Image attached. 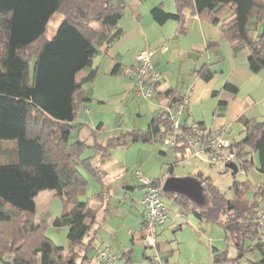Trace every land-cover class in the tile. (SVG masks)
<instances>
[{"label": "trees", "instance_id": "16d2710c", "mask_svg": "<svg viewBox=\"0 0 264 264\" xmlns=\"http://www.w3.org/2000/svg\"><path fill=\"white\" fill-rule=\"evenodd\" d=\"M174 3V12L165 10L161 3L153 6L150 9L153 21L163 24L174 20L182 31L185 11L202 16L219 26L228 42L247 48L251 72L264 70V0H174ZM125 7V0H0V264H15L16 259H28L30 254L38 258V264H46L43 258L46 252H49L47 264H76L79 247H84L82 260H90L96 211L89 207L88 201L80 199L88 184L84 172L102 184L104 175L94 156L81 158L84 150L95 149L103 160L115 146L174 135L163 110L152 116L146 131H127L105 144L80 138L70 140L79 109L91 99V92L83 88V83L93 81L97 73L92 68L91 52L112 44L122 35L117 24ZM226 8L228 15L221 17ZM57 16L61 17L60 23L46 36L48 23ZM259 24L262 31L254 36L252 31ZM217 48V42H208L207 49ZM118 68L115 64L112 73ZM81 71L86 73L77 79ZM211 77L210 72L202 76L205 81ZM215 93L212 91V95ZM170 95L168 90L161 98ZM177 101L175 97L169 103L173 106ZM238 123L244 127L243 137L231 144L237 149L244 171L253 164L255 154L258 170L264 174V119L240 118ZM96 128L99 130L101 123ZM175 137L172 149L178 154L174 163L185 159L184 140ZM222 170L232 175L238 171ZM193 176L205 187L207 206L198 209L185 198L163 190L161 196H171L199 221L220 223L225 240L237 252L235 259L250 252L254 257L248 264H264V222L259 221L264 212V181L255 189L252 199L246 196L251 188L249 181L234 182L231 186L234 196L227 199L210 178L201 172ZM152 180L157 185L163 181ZM44 191L52 192L62 201L59 225L67 228L66 254L45 236L47 223L36 219V197ZM140 237L143 238L142 233ZM212 252L213 262L227 260L225 253L215 248ZM129 254L130 251L122 254L128 264ZM152 256L148 257L151 262Z\"/></svg>", "mask_w": 264, "mask_h": 264}, {"label": "rangeland", "instance_id": "374dc122", "mask_svg": "<svg viewBox=\"0 0 264 264\" xmlns=\"http://www.w3.org/2000/svg\"><path fill=\"white\" fill-rule=\"evenodd\" d=\"M154 1L164 3V9H169V2H174V0H148V2ZM228 12L226 8L221 17L226 16ZM187 14L189 12L185 11L186 16ZM147 18L148 20L142 18L145 37L146 39L157 38L159 33L149 24L159 27L153 23L150 16ZM60 21L61 17L57 16L48 23L46 36L54 31ZM210 26L213 30H219V26ZM262 28V24L257 25L252 34L255 36L262 31ZM142 41L143 39H139L135 42L140 45L139 49L153 50L152 46L143 45ZM216 42L219 43L218 40ZM219 45L223 52L224 64L229 66L231 64L230 51L225 44L220 43ZM99 61L100 59L97 58L96 63ZM127 61L130 62L126 65L131 64L130 52L127 54ZM246 61L247 57H243L238 58L236 63L244 64ZM29 63L32 67V58ZM173 63L178 64V61ZM113 65L107 66L105 62H102L93 81L83 83V88L91 92V99L86 101L84 107L78 111V122L71 134V141L80 138L87 139L90 143L96 140L98 143L105 144L109 139L117 138L127 131L134 129L146 131L152 116L164 110V107L158 105L153 98L146 99L136 92V78L132 79L123 72L111 74ZM95 66L97 64L93 67ZM170 68L172 69V65ZM263 72L264 70L261 73L263 76L253 75V79L244 82L240 91L243 101L246 102L244 97L253 85L258 86L264 82ZM213 74L214 77L207 82L199 78L193 96V92L190 95L192 96L190 108L194 118L198 115H205L208 119L213 118L216 99L211 96V91L220 87L224 77H219V71L213 70ZM252 100H248L250 106L245 112L246 117L261 121L264 119V94L260 92L257 98ZM100 123L101 128L97 130L96 127ZM225 127L228 133L224 138L229 141L232 142L233 139L238 141L243 137L244 127L241 123L233 122ZM167 139L168 137L151 141L137 140L127 145L115 146L110 149V155L103 160L96 154L95 149L86 148L84 150L81 158L94 156L104 178L102 184L84 172L88 184L86 193L80 199L88 201L89 207L96 211L95 238L88 252L90 260H82L84 247H79L76 249V264H95V251L105 246L110 247L117 256L116 264H128L122 255L125 251H130V264H152L148 257L152 256L157 249L149 247L140 237L143 209L140 203L145 188L140 186L137 177L133 175L135 171H139L144 178L156 180H162L170 175L193 176L201 172L204 177L210 178L227 199H232L234 196L231 189L234 182L249 181L251 188L246 196L252 199L253 192L264 181V174L258 170V159L255 154L252 155L253 164H250L245 172L239 166L237 173L232 175L229 171L223 172L219 167L209 166L195 159H182L174 163L175 155L178 153L173 152L171 145L165 144ZM80 171L83 172L82 169ZM95 194L99 196L94 197ZM161 198L169 206L170 211L166 223L162 228L158 227L155 239L159 247L157 253L167 258L168 264H248V260L254 257L253 253L247 252L241 258L235 259L237 252L225 240L224 229L220 223L199 221L171 196L162 195ZM36 206V219L47 223L44 230L45 236L55 245L61 246L63 254H66L69 244L67 228L59 225V216L62 212L60 197L49 191L41 192L36 197ZM27 243L29 246V241ZM28 248L31 249V246ZM212 248L217 249L219 253H225L227 260L213 262ZM30 249L28 253L31 252ZM29 257L28 259H16L15 264H38V258L35 259L32 254ZM43 258L47 264L49 252H46Z\"/></svg>", "mask_w": 264, "mask_h": 264}, {"label": "crops", "instance_id": "0c3cea01", "mask_svg": "<svg viewBox=\"0 0 264 264\" xmlns=\"http://www.w3.org/2000/svg\"><path fill=\"white\" fill-rule=\"evenodd\" d=\"M125 2L126 7L124 13L117 24L122 30V35L112 44L102 45L98 49L95 48L92 50V68L99 70L102 62H105L107 66L118 64V71L114 74L123 72L124 75L134 79L135 55L140 46L135 42L136 40L143 39L141 42L143 45L152 46L153 50H150L151 65L160 73L157 91L153 100H155L158 105L163 106L164 110L168 107V102L173 98L176 97L177 100H179L182 97H186L188 104L184 111L185 116L184 113L181 116V120L185 124L195 122L207 130L222 129L225 131V125L238 122L240 118L247 119L245 112L250 106L248 100L251 101L252 99L254 100V98L256 99L260 92L264 94V82H261L258 86L253 85L252 89H249L247 95L244 97L246 102L243 101L240 96V91L243 88L244 82L253 79V75L260 74L263 76V74H261L262 71L259 73L251 72L248 68L247 61L245 62L246 64L236 63L238 58L247 57L248 50L245 46L228 42L220 30V27V32L219 30H213L210 26L213 24L206 18L199 15H191L190 13L185 16L181 28L182 31H179V23L174 20H169L163 24H157L151 18L153 23L158 25L159 28L152 24H149V26L157 30L159 36L157 38L152 37L151 39H146L142 18L148 20L147 17L150 16V9L159 4V1L125 0ZM161 4L163 7L165 6L163 5L164 3ZM168 6L169 9L165 10L169 12H174L176 10L174 2H169ZM225 15L227 16L228 13ZM216 40L219 41L218 48L207 49L208 42H216ZM220 43L222 45L225 44L230 51L231 64H229V66L224 64L225 61L222 49L219 45ZM164 47L165 49H163ZM129 52L131 54V64L126 65L127 62H130L127 61V54ZM97 58L100 59L98 63H96ZM174 61H178V64L173 63ZM94 64H97V66L93 67ZM171 65L172 69L170 68ZM213 70L219 71L220 78L224 76L220 87L212 90L216 91L215 95H212L211 91V96L216 99L213 118H205V115H198L194 118L192 117L190 101L196 89L198 79L201 78L204 80L202 76L206 72L212 73V79L215 74V72L213 74ZM85 73L86 71L79 72L77 79L84 76ZM111 74H113L112 71ZM168 90L171 91L170 97L161 98V94ZM191 93L192 96L190 97ZM226 133L228 132L225 131L224 136ZM232 141L237 140L233 139ZM140 205L142 206L141 203ZM141 222H143V213ZM158 230L157 228L156 236ZM157 249H159V247ZM164 259L167 260V258Z\"/></svg>", "mask_w": 264, "mask_h": 264}, {"label": "built area", "instance_id": "2783aa9c", "mask_svg": "<svg viewBox=\"0 0 264 264\" xmlns=\"http://www.w3.org/2000/svg\"><path fill=\"white\" fill-rule=\"evenodd\" d=\"M150 57L151 51L145 48L139 49L135 55L136 92L146 99L155 96L160 77V73L152 67ZM169 102L165 109L166 115L171 122L172 133L175 136H181L184 140L183 155L185 159L199 160L209 166L221 169L226 168L229 163H234L237 169L239 166L243 169L241 160L237 157L236 147L231 144V141L224 138V130H207L195 122L185 124L183 128L184 122L181 120V116L187 107V98H180L173 106ZM174 135L169 137L165 144L174 146L176 138ZM243 172H245L244 169ZM133 175L137 177L138 183L145 188L141 200L143 206L141 233L146 244L155 248L156 229L165 224L170 208L161 198L162 183L155 184L152 179L144 178L139 171L133 172ZM259 221L264 222V212L259 216ZM95 260L98 264H116L117 256L110 247L105 246L97 250ZM152 264H168V262L155 253L152 256Z\"/></svg>", "mask_w": 264, "mask_h": 264}, {"label": "water", "instance_id": "95a60500", "mask_svg": "<svg viewBox=\"0 0 264 264\" xmlns=\"http://www.w3.org/2000/svg\"><path fill=\"white\" fill-rule=\"evenodd\" d=\"M226 168L232 172L237 171V166L234 163H229ZM163 192L175 194L190 201L198 209H201L209 204V198L205 193V187L201 180L196 176H167L162 182Z\"/></svg>", "mask_w": 264, "mask_h": 264}]
</instances>
